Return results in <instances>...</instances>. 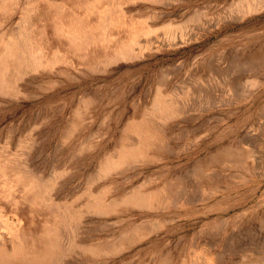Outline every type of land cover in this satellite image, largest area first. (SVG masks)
Instances as JSON below:
<instances>
[{"label": "rangeland", "instance_id": "obj_1", "mask_svg": "<svg viewBox=\"0 0 264 264\" xmlns=\"http://www.w3.org/2000/svg\"><path fill=\"white\" fill-rule=\"evenodd\" d=\"M0 170L9 264H264V0H0Z\"/></svg>", "mask_w": 264, "mask_h": 264}, {"label": "bare ground", "instance_id": "obj_2", "mask_svg": "<svg viewBox=\"0 0 264 264\" xmlns=\"http://www.w3.org/2000/svg\"><path fill=\"white\" fill-rule=\"evenodd\" d=\"M73 125V124H72ZM71 125V126H72ZM74 126V125H73ZM72 128V127H71ZM73 130V129H72ZM69 131V130H68ZM71 131V130H70ZM144 138L142 139V145H145L148 142H151V139H154V137H146L143 136ZM131 139V137H130ZM137 142V143H136ZM130 141V143L128 144V150L131 149L128 153H131L133 155L138 154L140 152L139 149V145L140 142L139 141ZM157 144V143H156ZM241 151V150H240ZM234 152V151H233ZM238 152V151H237ZM236 153V151H235ZM234 153V154H235ZM240 154V153H239ZM242 154V153H241ZM125 157L127 155V153L123 154ZM241 156V155H240ZM234 158V157H233ZM119 161L117 160V158L112 159L111 160V168L113 167H117L116 165H119ZM2 170V169H1ZM0 170V171H1ZM3 171V170H2ZM1 171V172H2ZM0 172V173H1ZM28 175V174H26ZM27 177V176H25ZM17 180V179H16ZM22 181V180H21ZM26 182V181H25ZM35 184V182H33ZM170 183V182H169ZM40 184V183H39ZM174 185V184H173ZM172 183L171 185L169 184L168 187H172L173 186ZM17 186V185H16ZM25 186V185H24ZM167 187V186H166ZM29 189V188H27ZM26 189V190H27ZM31 189V188H30ZM29 189V190H30ZM35 190V189H34ZM33 192V191H32ZM171 192V191H170ZM28 194V193H27ZM37 197V196H36ZM32 200V199H31ZM30 201V199H29ZM144 201V200H143ZM26 202V201H25ZM54 216V215H53ZM153 227V226H152ZM136 231V230H134ZM141 231H138L137 233L140 234ZM136 234V235H138ZM135 235V234H134ZM109 245V244H108ZM106 246V248H104L103 250H96V252H106L108 251V249H110L112 247V244L109 246ZM98 246V245H97ZM19 249L21 250L20 252V256L22 257L21 260L22 261H26L25 263L27 264H50V262L56 258V255L59 254L60 251V247L57 245V239L55 235H49L46 233L45 230H40V231H35L33 233L30 234L29 239L24 241V245H19ZM94 247V246H93ZM105 247V246H104ZM30 249V250H29ZM96 249V248H95ZM102 249V248H100ZM26 250V251H23ZM95 252V251H94ZM17 260V257H8V258H4V259H0V264H9L13 261ZM167 260V257L165 259H163L162 262H159L160 264H164V262ZM166 264V262H165Z\"/></svg>", "mask_w": 264, "mask_h": 264}]
</instances>
